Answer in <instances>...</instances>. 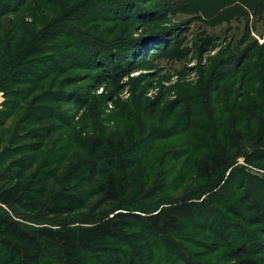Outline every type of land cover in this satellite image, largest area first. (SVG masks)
Segmentation results:
<instances>
[{
    "label": "rangeland",
    "instance_id": "obj_1",
    "mask_svg": "<svg viewBox=\"0 0 264 264\" xmlns=\"http://www.w3.org/2000/svg\"><path fill=\"white\" fill-rule=\"evenodd\" d=\"M81 8L85 9V18L70 23L73 16L81 14ZM12 10L5 19L13 27L35 20L38 24L43 21L45 26L56 24V28L69 32L62 39L63 45L55 43L45 48L38 60L56 55L63 48L62 56L67 55L72 62L75 54L80 55L78 62L84 65L63 69L59 74L49 73L48 82L28 79L31 82L26 88L37 89L32 98L42 96L43 106L63 114L62 119L51 118L45 123L53 124V133L43 141V148L34 153L25 149H33L41 141L22 132L23 128L36 125L24 121L22 109L9 117L3 115L8 112L4 102L12 99L0 90V188L17 180L27 184V173H15L18 171L13 164L17 161L24 164V159L32 157L33 160H26L29 170H53L60 166L61 170L86 157L84 139L92 132L104 124H123L127 118L138 119V129L148 124L150 131L159 132L156 138L161 139L152 144L151 157L155 159L152 165L156 171L170 173L167 197L177 194L179 179L189 168L187 160L202 152L199 146L206 149L207 139L215 137L216 126L222 123L229 126L238 140L233 155L243 156L232 166L223 199L234 198L237 183L262 188L252 178L264 182V168L247 166L244 157L252 158L249 156L253 144L248 137L264 117V0H24ZM82 40L100 45L94 44L98 59ZM101 45L111 48L109 54H114L124 69L132 70L121 81L111 71L116 63L108 59ZM95 59L106 66L107 74L101 75L102 83L97 88L93 87L97 81L91 76L103 71L96 69L97 62L91 61ZM41 62H32L31 68L45 72ZM47 92L50 100L45 101L42 94ZM77 96L81 101H77ZM238 131L241 133L235 135ZM171 150L182 155L176 164L169 163L164 156ZM160 163L162 167L158 166ZM239 172L252 178L233 174ZM28 186L26 196L39 198L35 182ZM24 204L28 205V200ZM26 205L20 211L22 216L41 218L43 222V209L39 208L37 215L35 211L29 212ZM207 210L213 216L194 221L181 239L172 240L178 245L181 258L163 252L167 251L163 243L149 235L144 238L148 244L141 246L151 248L156 255L163 252L167 257L162 258L161 264H184L185 260L189 264H231L225 245L235 239L237 227L264 244V226L248 227L231 216L218 224L221 207L217 201L207 203ZM21 223L32 226L26 221ZM214 232L221 233L219 239ZM215 242L217 245H213ZM213 246L217 251L213 252ZM256 252L257 264H264V246ZM102 256L99 259L103 260Z\"/></svg>",
    "mask_w": 264,
    "mask_h": 264
},
{
    "label": "trees",
    "instance_id": "obj_2",
    "mask_svg": "<svg viewBox=\"0 0 264 264\" xmlns=\"http://www.w3.org/2000/svg\"><path fill=\"white\" fill-rule=\"evenodd\" d=\"M23 3L24 0H0V27L4 23L0 34V90L12 99L4 102L8 112L3 115L9 117L22 109L24 121L36 125L34 128H23L22 132L41 141L36 143L35 148L25 149L34 153L43 148V141L53 133L50 128L53 124L47 126V121L51 118L62 119L63 114L43 106L42 96L32 98L37 89L30 90L25 85L33 80L48 82L49 73L59 74L64 72L63 69L80 68L84 64L78 62L80 55L75 54L72 62L67 55L62 56L60 52L63 48L55 52L56 55L38 60L45 48L55 43L63 45L62 39L70 34L66 28H56L58 25L52 23L45 26L43 21L38 24L35 20L13 27L5 17L14 11L15 5ZM81 9V14L73 16L70 23L75 24L76 20L85 18V9ZM94 44L100 46L95 42H85V47L98 59ZM110 49L102 46L108 59L116 63L111 71L121 81L132 70L124 69L116 61L117 57L109 54L112 52ZM96 59L91 61L96 63ZM31 61L34 64L42 61L45 72L31 68ZM95 65L96 69L103 71L91 76L94 82L97 81L93 85L97 88L102 83L99 80L101 75L107 74L104 64L97 62ZM46 94L49 92L42 95L48 101L50 99ZM76 98L77 101L82 99ZM98 120L104 122L102 118ZM135 121L139 125L136 118H127L123 124L117 121L115 126L104 124L84 139L86 157L68 163L61 170V166L53 170L46 167L29 170L27 162L33 160L32 157L24 159V164L22 160L13 164L18 171L16 174L21 171L27 173L24 179L27 184L17 180L11 186L0 188V264H161L162 258L167 257L163 256V252L181 258L180 249L172 240L181 239L194 221L213 216L207 210V203L214 201L221 207L220 215H216L218 224L219 220L231 216L248 227L264 226L262 180L242 172L233 173L245 179L252 178L262 188L237 183L238 192L234 198L223 199L232 166L243 157L233 155L232 150L238 140L229 126L224 123L216 126L215 137L207 139L206 149L199 146L202 152L191 155L187 160L189 168L179 179L177 194L167 197L170 173L167 170L156 171L152 165L155 159L151 157L154 154L152 144L161 139L156 138L159 132L150 131L148 124L142 130L141 126L138 129ZM261 123L248 137V142L253 144L249 156L252 158L244 157L245 164L255 168H264V117H261ZM240 133L238 131L235 135ZM164 156L168 157L166 161L176 164L182 155L171 150ZM158 166L163 165L160 163ZM32 182L39 188V198L26 196L28 185ZM25 200H28V205L24 204ZM23 204L29 212L35 211L37 215L38 209H43V222L41 218L23 217L24 214L20 212ZM22 221L32 223V226ZM213 234L217 239L221 235L218 232ZM234 234L235 239L225 245L227 261L231 264H257L256 249L264 246L263 241H255L252 233L238 227ZM146 235L163 243L167 251L156 255L151 248L146 250V247H142L148 244L144 240ZM213 245H217V242ZM212 249L213 252L217 251L215 246ZM99 256L104 259H99ZM184 264L189 263L185 260Z\"/></svg>",
    "mask_w": 264,
    "mask_h": 264
}]
</instances>
